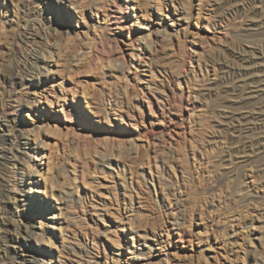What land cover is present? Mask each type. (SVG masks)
I'll return each mask as SVG.
<instances>
[{"label":"rangeland","instance_id":"obj_1","mask_svg":"<svg viewBox=\"0 0 264 264\" xmlns=\"http://www.w3.org/2000/svg\"><path fill=\"white\" fill-rule=\"evenodd\" d=\"M24 260L264 264V0H0V264Z\"/></svg>","mask_w":264,"mask_h":264},{"label":"bare ground","instance_id":"obj_2","mask_svg":"<svg viewBox=\"0 0 264 264\" xmlns=\"http://www.w3.org/2000/svg\"><path fill=\"white\" fill-rule=\"evenodd\" d=\"M60 2H62V0H60ZM41 74V73H40ZM43 74V73H42ZM7 80H8V83L10 84V85H13L15 82H16V80H17V77H16V75H14V72H11L10 74H9V76H8V78H7ZM3 153V152H2ZM2 160H3V164H5L6 162H7V158H6V156L3 154L2 155ZM24 263L26 262H30V263H32V264H38V263H34V262H31L30 260H24L23 261ZM12 264H14V263H12Z\"/></svg>","mask_w":264,"mask_h":264}]
</instances>
